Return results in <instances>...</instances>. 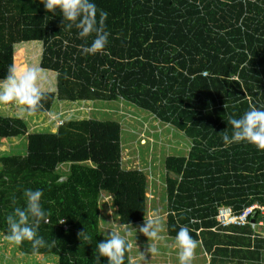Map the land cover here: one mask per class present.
<instances>
[{
	"label": "trees",
	"instance_id": "16d2710c",
	"mask_svg": "<svg viewBox=\"0 0 264 264\" xmlns=\"http://www.w3.org/2000/svg\"><path fill=\"white\" fill-rule=\"evenodd\" d=\"M95 3L109 13L111 35L106 53L86 56L78 30L66 29L59 11L48 13L40 0H0V79L12 64L44 70L39 85L44 98L33 116L49 114L62 102L108 105L102 116L63 121L49 133H31L24 119L0 114V139L28 138L27 155L0 159V248L10 234L7 216L25 206L28 188L44 192L49 222L39 232L51 246L34 249L30 241L9 240L24 257L97 264L96 243L110 233L102 206L115 209L122 226L151 218L149 174L127 160L126 139L133 131L123 116H115L122 104L128 112L150 113L190 141L188 153L168 156L163 164L168 215L159 217L168 237L175 239L186 225L209 264H237L236 259L261 264L264 239L256 231L264 213L256 211L255 230L251 225L223 230L217 216L220 207L238 213L264 208V151L248 143L223 144V133L232 132L229 120L250 108L243 86L257 107L264 105V0ZM236 75L240 82L231 80ZM85 232L91 241L80 237ZM14 245L5 251L13 253ZM131 250L124 264H141ZM100 264L107 259L101 257Z\"/></svg>",
	"mask_w": 264,
	"mask_h": 264
},
{
	"label": "clouds",
	"instance_id": "9594fccd",
	"mask_svg": "<svg viewBox=\"0 0 264 264\" xmlns=\"http://www.w3.org/2000/svg\"><path fill=\"white\" fill-rule=\"evenodd\" d=\"M48 13H59L63 17V26L71 30H78V37L84 41L79 46L83 55H95L106 53L111 33L106 30V21L109 13L99 10L95 0H40ZM91 43H88L89 38ZM43 69L39 67H28L18 69L15 64L9 66L7 75L0 79V104L14 103L23 106L21 111L32 115L39 107L44 98L40 88ZM229 123L232 132L228 130L223 133V144L230 147L233 144L248 143L258 150L264 151V105L257 107L250 104L249 110L239 118H231ZM44 192L42 189L28 188L24 191L25 206L16 207L7 216L9 235L7 239L17 245L24 241H30L34 249L50 247L48 241L40 235V227L47 224L48 212L43 206ZM253 222H256L255 219ZM60 224L65 220L61 219ZM124 227V235L113 231L108 238L96 243V250L99 256L96 257L97 264H100L101 257L107 259V264H124L126 250L131 248L126 237L129 235L127 226ZM160 217L153 214L151 219L145 220L140 226L139 232L149 240H159ZM80 237L91 241L92 237L86 232ZM179 246L180 264H191L198 242L193 238L188 226L180 227L176 237ZM54 243V241H53ZM148 251L155 254L157 248L149 244Z\"/></svg>",
	"mask_w": 264,
	"mask_h": 264
},
{
	"label": "rangeland",
	"instance_id": "374dc122",
	"mask_svg": "<svg viewBox=\"0 0 264 264\" xmlns=\"http://www.w3.org/2000/svg\"><path fill=\"white\" fill-rule=\"evenodd\" d=\"M58 105V104H57ZM108 105L103 103H98L97 105H93L91 102H79V103H63L59 104V108L54 110L53 112L47 115L33 116L28 115L30 119H28V123L31 125L35 124V132L46 133L56 131L57 127L63 122L67 120H83L90 119L94 116H102V113L106 110L105 107ZM113 107V104H109V108ZM118 110L115 113L116 117H122V121L127 124V130H131V134H128L127 148L125 151L127 160L132 162L131 166L134 168H142L143 170H147L149 174L150 181L152 184V191H156L157 199H163L162 206L167 201L166 192L164 191V186L166 183V174L163 170V164L166 157L176 154H186L187 150L191 147L190 141L186 138V136L180 132L179 130L169 126L168 124H163L155 119L153 115L148 112L141 111L139 109L133 110L130 109L129 112L126 110V105H116ZM96 109V110H94ZM94 110V111H93ZM7 111L6 104H0V114L5 115ZM93 111V112H92ZM96 111V112H95ZM127 115H131L132 117H127ZM37 117V118H34ZM34 118L36 121L33 123L31 120ZM50 121V126L49 123ZM144 123V126H143ZM53 127V128H52ZM126 130V128H125ZM130 132V131H129ZM142 132V133H141ZM141 133V134H140ZM9 141L1 140L0 146V158L3 155L1 152L2 149L8 150ZM20 143V139L16 141L15 145ZM4 144V145H2ZM131 147V148H130ZM26 144L24 152H26ZM133 149V153H132ZM11 149H9L10 151ZM8 152V151H7ZM10 153V152H8ZM23 153H13V155H21ZM9 155H12L10 153ZM129 158V159H128ZM68 167L64 168V171H68ZM152 202V198H155L153 194H149ZM110 201V200H109ZM109 201L106 200L108 203ZM103 215L105 216L109 213L108 219L106 222L108 223L110 232H117L120 235H124V227L120 224L117 212L114 209L113 211L105 206H102ZM115 215V218H114ZM168 215V213H167ZM161 217V215H159ZM110 219V221H108ZM151 219V218H149ZM145 222L127 226V231L129 235L126 237L127 241L132 243V255L134 256V260H139L141 264H180L179 261V246L176 239L169 238L166 232V224L160 221V228L163 229V236L161 242L159 240L153 241L149 240L146 236H144L141 232H139V228ZM256 226H253L255 230ZM260 230V228H258ZM160 230V232H161ZM262 231V230H261ZM2 236V235H0ZM4 237V236H2ZM130 241H129V240ZM4 240H0L2 242ZM9 241V240H8ZM5 242L4 247L0 248V264H44L37 256L35 257H24L22 254V258L20 257V252L18 248L9 242ZM155 242H158L159 245H156L157 252L155 254L148 251L149 244L154 245ZM9 245H14V252L11 253L9 251H5L9 249ZM155 246V245H154ZM131 255V258H132ZM56 262V257H49ZM41 262V263H40ZM58 262V259H57ZM191 264H209V260L205 258V253L202 245L200 243L197 244L195 249L194 257L192 259Z\"/></svg>",
	"mask_w": 264,
	"mask_h": 264
},
{
	"label": "crops",
	"instance_id": "0c3cea01",
	"mask_svg": "<svg viewBox=\"0 0 264 264\" xmlns=\"http://www.w3.org/2000/svg\"><path fill=\"white\" fill-rule=\"evenodd\" d=\"M59 104H62V103H59ZM6 106H7V111H5L6 112V114L5 115H2V116H4V117H14V118H21V119H24L25 121H27V123H28V119H30V117H28V115L26 114V113H23L22 111H21V108L23 107V106H20V105H16V104H14V103H10V104H6ZM56 108H58L57 106H56ZM56 108L54 109V110H56ZM53 110V111H54ZM52 111V112H53ZM47 115V114H46ZM39 116V115H38ZM34 118H37V117H34ZM34 118H32L31 120L33 121V123L36 121ZM48 123H49V127L51 128V126H52V124L50 123V121H48ZM50 124H51V126H50ZM28 125H29V128H30V131H31V133H37V132H35V129L36 128H34L35 127V124H33L32 125V127H31V125L28 123ZM34 126V127H33ZM53 128V127H52ZM52 132H54V131H52ZM38 133H40V132H38ZM20 139V143H17V145L16 146H14L15 145V143H16V141L17 140H19ZM1 140H6V141H9V143L7 144L8 145V147H9V149H11L10 150V153H12V155H13V153H15V152H17V153H23V154H21V155H27V148H28V138L27 137H21V138H14V139H0V146H1ZM25 144H26V146H27V148H26V152H24V149H25ZM2 145H4V144H2ZM191 148V147H190ZM190 148H189V150H187V152L186 153H188L189 151H190ZM2 150H4L5 151V149H2ZM9 153V154H10ZM3 155H5L4 153H2ZM9 154H7V155H9ZM3 157V156H2ZM1 157V158H2ZM0 158V159H1ZM0 168H1V162H0ZM150 194V193H149ZM151 194H153L154 196H155V198H152V204H151V208H150V210H149V217H153V214L155 213V214H158V215H161L163 218H166L167 217V212L165 213L164 211H163V209H164V207H165V203H164V205L162 206V202H163V199L161 198V199H157V196H156V193H151ZM150 198V197H149ZM151 199V198H150ZM167 205V204H166ZM261 223H263V222H261ZM110 225V224H109ZM109 225H108V227H109ZM129 227V226H128ZM261 230H264V223H263V225H261L260 226V230L258 229V231H256V236H257V238H262V239H264V232L263 233H261ZM260 234H261V236H260ZM129 240V239H128ZM130 241V240H129ZM131 243V242H130ZM155 244L156 245H159L158 244V242H155ZM154 244V245H155ZM131 246H132V243H131ZM38 257V256H37ZM39 259L41 258V261H43L42 263H44V264H57V259H56V262H54L53 261V259H51V258H47V257H42V256H39L38 257ZM235 262L237 263V264H239V263H241V261L239 260V259H236L235 260ZM41 263V262H40ZM246 264H260V262L259 261H254V262H252V263H249V262H246ZM261 264H264V255H263V261L261 262Z\"/></svg>",
	"mask_w": 264,
	"mask_h": 264
},
{
	"label": "built area",
	"instance_id": "2783aa9c",
	"mask_svg": "<svg viewBox=\"0 0 264 264\" xmlns=\"http://www.w3.org/2000/svg\"><path fill=\"white\" fill-rule=\"evenodd\" d=\"M203 77H209V72L202 73ZM232 81L240 82L241 79L239 76L231 77ZM244 93V100L248 101L250 104H254V96H251L245 87L243 86ZM151 194V193H150ZM261 210L264 213V208L260 205H254L252 207H248L244 209L241 213L234 211L231 207H220L219 213L217 216L218 227L222 228L223 230L229 229L231 227H240L244 228L249 225L257 227V223L253 222L254 217L256 215V211ZM263 225V223H259V226ZM212 231H218V228L212 229Z\"/></svg>",
	"mask_w": 264,
	"mask_h": 264
}]
</instances>
